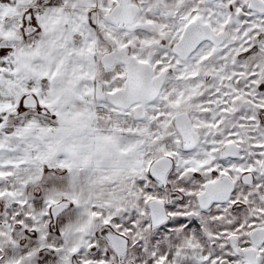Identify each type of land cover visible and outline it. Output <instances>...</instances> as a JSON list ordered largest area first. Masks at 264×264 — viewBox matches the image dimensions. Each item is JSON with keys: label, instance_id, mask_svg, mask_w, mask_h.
I'll return each instance as SVG.
<instances>
[{"label": "snow or ice", "instance_id": "1", "mask_svg": "<svg viewBox=\"0 0 264 264\" xmlns=\"http://www.w3.org/2000/svg\"><path fill=\"white\" fill-rule=\"evenodd\" d=\"M0 264H264V0H0Z\"/></svg>", "mask_w": 264, "mask_h": 264}]
</instances>
